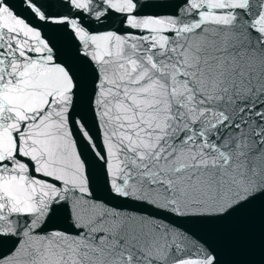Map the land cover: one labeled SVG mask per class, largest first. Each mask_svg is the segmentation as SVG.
Returning <instances> with one entry per match:
<instances>
[{
	"label": "snow or ice",
	"instance_id": "1",
	"mask_svg": "<svg viewBox=\"0 0 264 264\" xmlns=\"http://www.w3.org/2000/svg\"><path fill=\"white\" fill-rule=\"evenodd\" d=\"M264 203V0H0V264H220Z\"/></svg>",
	"mask_w": 264,
	"mask_h": 264
},
{
	"label": "water",
	"instance_id": "2",
	"mask_svg": "<svg viewBox=\"0 0 264 264\" xmlns=\"http://www.w3.org/2000/svg\"><path fill=\"white\" fill-rule=\"evenodd\" d=\"M17 7L20 0H13ZM220 264H264V203H257L218 228L199 232Z\"/></svg>",
	"mask_w": 264,
	"mask_h": 264
}]
</instances>
